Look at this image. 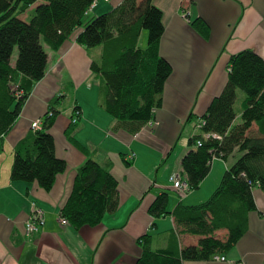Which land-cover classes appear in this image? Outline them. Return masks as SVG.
Here are the masks:
<instances>
[{"label":"crops","instance_id":"crops-1","mask_svg":"<svg viewBox=\"0 0 264 264\" xmlns=\"http://www.w3.org/2000/svg\"><path fill=\"white\" fill-rule=\"evenodd\" d=\"M122 2L98 0L84 23ZM153 3L162 12L164 29L159 55L172 71L154 124L146 125L136 135L114 130L115 120L99 108L100 79L89 66L99 59L100 48L86 50L73 42V36L57 52L45 49V74L31 85L16 123L0 140V264H135L142 254L139 240L146 235L153 251L166 250L173 240L179 251L198 244L199 237L182 234L171 213L180 201L189 206L205 202L219 185L229 160L234 162L238 155L234 151L226 161L214 159L199 189L183 197L173 189V179L178 175L184 181L181 160L189 150L193 121L222 92L230 57L251 50L264 61V0ZM185 11L188 20L182 14ZM198 17L210 27L207 39L190 25ZM25 18L23 15L22 20ZM50 107L58 112L50 129L55 154L65 161L66 170L45 191L36 182H12L10 174L16 144L31 130L32 122L44 119ZM75 107L81 114L71 136L92 151L96 161L111 165L119 196V206L113 214L104 216L97 226L79 229L61 225L58 218L76 171L87 160L65 135ZM236 112L239 117L240 108ZM190 117L192 122L188 121ZM162 192L168 195L169 213L154 218L148 209ZM252 196L256 210L248 214L246 232L238 242L219 256L224 261L183 264H264V192L254 188ZM32 203L42 210L44 225L39 233L27 237L25 223ZM226 234V230H218L214 237L223 240Z\"/></svg>","mask_w":264,"mask_h":264},{"label":"trees","instance_id":"trees-1","mask_svg":"<svg viewBox=\"0 0 264 264\" xmlns=\"http://www.w3.org/2000/svg\"><path fill=\"white\" fill-rule=\"evenodd\" d=\"M94 2L97 4L98 0H0V140L16 123L31 85L45 74L48 55L42 42L51 52H57L73 36L84 49L101 50L99 59L91 61L89 68L100 79L98 105L115 120L114 130L136 135L153 122L172 71L158 50L164 31L162 12L153 0H123L119 6L84 23ZM190 25L204 39L209 37L210 27L202 18H195ZM143 31L147 32V42L140 47ZM14 49L17 57L12 66ZM13 85L18 86L19 97L13 93ZM239 92L241 112L237 117L235 103ZM57 114L50 107L41 127L31 129L16 144L12 182H36L49 191L56 177L66 170L65 161L55 154L50 133ZM80 114L78 107L72 110L65 135L87 160L77 169L72 190L59 212L74 229L97 226L119 206L118 182L110 173L111 165L96 161L93 152L71 136ZM74 118L76 123H72ZM191 120L192 117L188 119ZM193 122L189 150L181 160V175L189 192L199 189L214 159L226 161L234 151L238 156L205 202L189 206L180 201L171 213L182 234L199 237L198 244L179 251L173 240L166 250L153 251L146 235L139 240L142 254L135 264L209 261L228 253L246 232L247 216L256 210L252 191L259 188L264 192L262 58L251 50L232 55L222 92ZM167 206L168 195L162 192L148 213L154 218L164 216L169 213ZM218 230L227 231L225 239L214 237Z\"/></svg>","mask_w":264,"mask_h":264},{"label":"built area","instance_id":"built-area-1","mask_svg":"<svg viewBox=\"0 0 264 264\" xmlns=\"http://www.w3.org/2000/svg\"><path fill=\"white\" fill-rule=\"evenodd\" d=\"M95 5H96V2H94L91 5L90 10H92L95 7ZM182 14L185 18L187 17L186 12H182ZM20 94L21 93H19L18 90H15V96L16 97H19ZM76 122H77V118H74L72 120V123H76ZM41 125H42V121L36 120V121L31 123V129H34V130L39 129L41 127ZM173 189L181 197H183L187 193H189L188 187L186 186V184L184 182H182L180 180L178 175L173 179ZM58 218H59V222L61 225H67L68 224L67 221H65L60 216ZM43 225H44L43 212L34 203H32L31 214L25 223V234H26V236L30 237L32 235H36L37 233H39V231L43 227ZM212 259L216 260V261H224L225 260L223 257H219V256H215Z\"/></svg>","mask_w":264,"mask_h":264},{"label":"rangeland","instance_id":"rangeland-1","mask_svg":"<svg viewBox=\"0 0 264 264\" xmlns=\"http://www.w3.org/2000/svg\"><path fill=\"white\" fill-rule=\"evenodd\" d=\"M91 15V14H90ZM90 17V16H89ZM24 18V17H23ZM86 20V18H85ZM89 21V20H88ZM72 39V38H71ZM73 41V40H72ZM75 42V40L73 41ZM146 42H147V32L146 31H143L142 34H141V37H140V40H139V46L140 47H144L146 45ZM42 45H43V48L46 49V45L42 42ZM99 47L95 48V49H98ZM16 57H17V49H14V51L12 52V55H11V58H10V64L13 66L15 64V60H16ZM13 93H15V90H18V86L17 85H13ZM238 100L236 101L235 103V110H237L239 108V97L242 96L241 93L239 92L238 94ZM154 124V121L152 122L151 126ZM31 127V126H30ZM233 163L232 159L229 160V163L228 165H231ZM210 196V195H209ZM208 196V197H209ZM207 197V198H208Z\"/></svg>","mask_w":264,"mask_h":264}]
</instances>
